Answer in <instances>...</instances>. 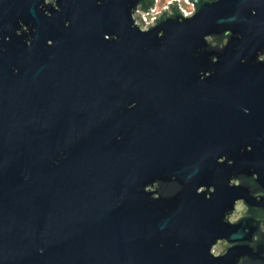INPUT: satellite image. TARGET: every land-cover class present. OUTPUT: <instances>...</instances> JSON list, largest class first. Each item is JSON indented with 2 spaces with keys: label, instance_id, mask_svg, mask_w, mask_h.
<instances>
[{
  "label": "water",
  "instance_id": "1",
  "mask_svg": "<svg viewBox=\"0 0 264 264\" xmlns=\"http://www.w3.org/2000/svg\"><path fill=\"white\" fill-rule=\"evenodd\" d=\"M173 1L0 0V264H264V0Z\"/></svg>",
  "mask_w": 264,
  "mask_h": 264
},
{
  "label": "built area",
  "instance_id": "2",
  "mask_svg": "<svg viewBox=\"0 0 264 264\" xmlns=\"http://www.w3.org/2000/svg\"><path fill=\"white\" fill-rule=\"evenodd\" d=\"M169 2L174 3L173 0H167L164 3L161 0H156V2H154V5H155L154 9L150 10L148 13L144 10H139L138 14H141V16L145 19L143 28H147L149 23L154 24L153 23L154 19L157 17L156 14L158 12H162L164 7L169 9ZM178 5L185 15H189L194 11V3L192 1L188 2L187 0H179Z\"/></svg>",
  "mask_w": 264,
  "mask_h": 264
},
{
  "label": "flooded vegetation",
  "instance_id": "3",
  "mask_svg": "<svg viewBox=\"0 0 264 264\" xmlns=\"http://www.w3.org/2000/svg\"><path fill=\"white\" fill-rule=\"evenodd\" d=\"M159 185H160V182L155 183V184H154L155 189H158V188H159ZM163 186H164V185H163ZM241 203H242V202H241ZM231 219H232V217H231Z\"/></svg>",
  "mask_w": 264,
  "mask_h": 264
},
{
  "label": "rangeland",
  "instance_id": "4",
  "mask_svg": "<svg viewBox=\"0 0 264 264\" xmlns=\"http://www.w3.org/2000/svg\"><path fill=\"white\" fill-rule=\"evenodd\" d=\"M163 3L166 2L167 0H161Z\"/></svg>",
  "mask_w": 264,
  "mask_h": 264
}]
</instances>
